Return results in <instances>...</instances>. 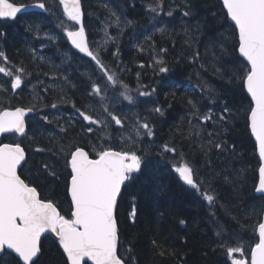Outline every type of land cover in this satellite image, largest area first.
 <instances>
[{
    "label": "trees",
    "instance_id": "trees-1",
    "mask_svg": "<svg viewBox=\"0 0 264 264\" xmlns=\"http://www.w3.org/2000/svg\"><path fill=\"white\" fill-rule=\"evenodd\" d=\"M45 2L52 4L55 12L62 13L58 0ZM149 2L82 0L90 44L93 45V40L102 43L105 33L101 27L107 23L106 28H110L107 34L115 39L106 46L105 64L109 69L110 65L123 69L122 82L130 90L141 89L140 92L148 93L144 96L149 104L147 112L137 111L139 102L130 108L125 106V113L134 111L127 122L122 119L125 128L130 123L147 122L154 133L136 143L137 154L145 157L148 166L133 174L118 203L119 255L125 258L131 255L134 259L130 264H231L226 248L236 247L238 238L246 257L250 258V248L258 242L257 228L264 212V197L255 193L261 161L246 121L251 100L241 82L234 80L229 71L238 56V52L233 51V25L224 15L221 0H165L164 9L158 13L149 11ZM167 11H172L173 15L168 16ZM185 11H190L191 15L184 16ZM112 12L120 16L122 22L132 23H121L117 27L112 23L115 20ZM57 17L56 13H28L9 22V40L5 39V46L10 51V64L25 68L28 85L26 97L13 95L5 102L8 103L5 108L31 107L39 114V107L30 95L31 79L46 67L36 63L39 58L34 52L40 51V31L52 33L56 30ZM29 24H32V31L27 30ZM37 24L38 34L34 27ZM185 27L195 37L191 46L185 42ZM121 29L122 33L118 32ZM220 39L225 41L223 49L214 42ZM65 45L71 50L66 39ZM194 51L199 52V59H193ZM71 52L74 57L90 62V59ZM71 64L74 68V63ZM162 66L167 68L166 73L159 72ZM81 80L83 82V76ZM204 84L214 90L211 96L203 88ZM90 92L86 85H76L72 92L75 110L88 109L83 100ZM189 100L199 101L200 115H193ZM225 106L231 109L232 115L221 123L218 120L221 114L229 116L223 112ZM157 108L159 112L155 111ZM203 114L211 115L212 120H202ZM74 120L73 123L70 120L53 123L50 136L37 133V127L30 122L28 138L5 139V143L20 142L29 157L28 164L20 170L22 178L30 186H37L42 198L56 202L66 217L70 198L66 193L65 155L61 154L60 148L71 144L84 147L86 151H91L93 146L116 151L132 147L126 143L117 144L112 139L107 143L103 141L105 129L99 131L96 128L89 133L87 124L80 117L76 116ZM61 128L66 131L61 132ZM197 130H202L203 138L195 135ZM209 132L215 140L227 145L224 151L208 146ZM165 144L175 147L176 152H163ZM181 158L190 162L199 179L205 181L201 191L214 189L211 194L216 197V203L213 206H209L199 191L179 178L175 166ZM44 165H48L47 171ZM133 207L135 219L129 215ZM221 228L223 234L218 236ZM41 244L39 264H65L66 258L51 236H45ZM162 249L165 255H160ZM0 261L8 264L10 257Z\"/></svg>",
    "mask_w": 264,
    "mask_h": 264
},
{
    "label": "snow or ice",
    "instance_id": "snow-or-ice-1",
    "mask_svg": "<svg viewBox=\"0 0 264 264\" xmlns=\"http://www.w3.org/2000/svg\"><path fill=\"white\" fill-rule=\"evenodd\" d=\"M58 5L63 8V16L68 21L73 22L71 28L65 25L63 19L59 20L57 27L62 28L67 40L71 45L90 58L94 62L93 70L98 73V80L106 77L107 82L113 86L119 85L124 89L121 96L129 103H135L134 98L128 94V85L119 80L118 75L110 71L104 63L99 50H93L85 33L83 23V12L81 0H58ZM42 10L41 14L49 13L55 15L53 5L47 4L45 0L35 5H31ZM29 5L17 0H0V19L15 21L18 14H25ZM165 7V0H150L149 11L158 13ZM225 17L233 22V37L235 46L233 51L238 52L234 66L229 69L234 80L241 82V87L246 89L251 98L246 121L250 126L252 135L258 147L259 157L264 162V0H223ZM168 16H172V11H167ZM184 16H190V11H185ZM115 20L112 23L117 27L124 23L131 24V21H121V17L115 12L111 13ZM46 19V17H45ZM79 26L78 28L76 26ZM108 25H106L107 27ZM32 31V24L27 27ZM39 24L36 25L37 34ZM122 31V29H121ZM161 31H164L161 29ZM6 33L0 32V36ZM49 40L54 36L45 33ZM105 44L115 38L105 33ZM185 42H194L195 37L188 27L184 29ZM224 48L225 41L220 39L214 41ZM99 48V46H98ZM35 51V50H33ZM166 52V49H161ZM115 56L116 53H113ZM199 52H193V59H199ZM43 59V57H41ZM0 62L9 64L7 56L0 51ZM162 64V61H157ZM203 67V65H202ZM217 72L220 69H216ZM26 70L16 66H0V73L11 78V90L21 87L22 75ZM160 73H166L167 68H159ZM92 91L89 96L101 97L100 107L103 110L104 119L94 118L89 112L76 109L78 115L87 123V132H93V125H102V129L115 125L124 128V122L120 115L113 114L109 108L103 106L104 100L108 99V83L103 87L96 81L91 84ZM206 93L211 96L214 92L207 84L203 85ZM156 89H153L155 91ZM141 96L148 93L141 92ZM63 99V97H61ZM188 103L194 109L193 115H200L197 108V101ZM75 108V103H73ZM52 108L57 105L53 103ZM90 111L97 109L89 104ZM33 108L17 107L14 110H0V134L11 133L18 137L28 138L26 131V116L32 112ZM155 111L159 112L157 108ZM224 113L218 117L219 122L231 118V109L226 106ZM204 121L212 120V116L203 114L200 117ZM45 121L48 117H43ZM101 130V129H98ZM66 129L61 128V132ZM129 136L126 143L131 142L132 147L128 150L116 151L111 148L93 146L91 151H86L84 147L71 144L67 148L61 147V154L65 155L64 170L66 173V193L70 197L69 215L61 214L59 205L42 198L37 186H30L26 179H22V172L18 174V169H23L28 164L29 157L26 156L25 148L17 143H0V258L10 257L8 264H39L42 255L41 238L44 233H55L58 237L59 246L66 255L65 264H130L134 258L129 255L125 258L118 254L119 230L117 220L118 200L122 194V187H126V182L132 180L134 173L142 172L146 168L147 162L144 156L138 155L135 145L144 137L154 135L152 127L147 122L136 123L129 129ZM197 137H202V130L195 132ZM208 146L224 151L227 147L225 143L215 140L209 132ZM42 151V149H37ZM163 152L175 153V147L168 144L163 145ZM48 165H44L47 171ZM175 172L179 178L187 185L200 192L201 196L208 201L209 206L216 203V197L211 194L214 189L201 191L205 181L199 179L198 172L181 158L175 166ZM55 175V173H52ZM258 193H264V163L259 167V185L256 188ZM133 219L136 216V209L133 207L129 214ZM184 223L183 220L180 221ZM258 242L250 248V258L237 238L236 247H227V256L231 258V264H264V220L258 223ZM223 234V229L218 230L217 235ZM155 243V242H154ZM227 244V241L224 242ZM130 252V250H129ZM234 253H240V258H235ZM173 254L174 253H170ZM160 255H165L162 249ZM2 264V261H0Z\"/></svg>",
    "mask_w": 264,
    "mask_h": 264
},
{
    "label": "flooded vegetation",
    "instance_id": "flooded-vegetation-1",
    "mask_svg": "<svg viewBox=\"0 0 264 264\" xmlns=\"http://www.w3.org/2000/svg\"><path fill=\"white\" fill-rule=\"evenodd\" d=\"M17 2L18 3L23 2L24 4L29 5V4L38 3L40 1L39 0H17ZM31 13H40V12H31ZM24 16H27V14L20 15L19 17H17L16 20H18L19 18L24 17ZM15 21L0 20V32L6 33V35L0 36V42L4 43L3 45H0V51H3L5 53L9 62H11L10 51H9L8 47L5 46V39L9 40L8 39L9 32H10L9 24L11 22H15ZM59 31L60 30H54L52 33H48V35L54 36L55 39L42 40V46L40 47V53L43 54L44 57H48L50 55H53V56L56 55L57 56L58 52H60L59 54H61L62 57L65 58V56H64V54H65V55H68L69 58H72V53L66 49L65 39L62 38V36L59 34ZM64 58H63V60H64ZM0 66L11 67V64L10 63L5 64L3 62H0ZM81 72H84V76H85V77L83 76V84L86 85V88L90 91H92L91 84L93 81H96L102 87L105 83H108L106 81V77L104 79L98 80V73H97V76H95V75H92V73H90V70H81ZM68 73H69L68 71L48 70L47 69V70H43L42 73L36 74L31 79L32 80L31 83H33V84L30 87V90L32 91L30 93V95H31L32 99H35L36 106L40 107V115H39V119L37 121V125L39 122H41L43 125H47L48 123H50V126L54 127L52 124L59 122V121L63 122L65 120H68V121L70 120L71 123H73L75 121L74 120L75 119L74 108L72 106V103L74 102L75 99H74V95L72 93L71 88L74 87L73 90L76 88V81H75V77H74L73 83H70L71 87L65 88V86L68 87L67 84H69V82H71V80H72V78L67 76ZM80 77L82 78V76H80ZM119 79H120V81H122L121 76H119ZM86 80H88V84H87ZM27 81H28L27 77H25V74H23L21 87L13 91V90H11V78L0 73V110L7 109V108H5V106L8 103H5V102H7L9 99H11V97L13 95H14V97H17V96H22L24 98L26 97L27 85H28ZM65 81H67V82H65ZM108 85L110 87L109 90L112 91L111 88L113 85L111 84V82H109ZM61 88H63V89H61ZM101 96H102V93H101ZM48 97H49V99H48ZM61 97H63V99H61ZM18 99H20V98H18ZM42 100L45 101V103L42 102ZM48 102H49V104H48ZM43 103H44V106H43ZM53 103H55L57 105V107L53 108V109L49 108ZM59 103H62L65 105H61V106L59 105V107H58ZM47 104H48V106H47ZM64 106H66V107L62 110V108ZM46 107H48V108H46ZM51 111H52V115L49 114ZM60 112H62L61 115H60ZM53 113H56L57 116H54ZM45 116L48 117L47 121H45L43 119V117H45ZM80 119H82V117H80ZM84 122L86 124L88 123L86 121H84ZM44 133H47V136H50V135H52L51 134L52 130H46L42 134H44ZM9 137L17 138L18 136L14 135V134L5 135L0 140V143H5V139L9 138ZM120 137L121 136H119L117 133H115V135H113V136L110 135V138L117 143H118Z\"/></svg>",
    "mask_w": 264,
    "mask_h": 264
},
{
    "label": "rangeland",
    "instance_id": "rangeland-1",
    "mask_svg": "<svg viewBox=\"0 0 264 264\" xmlns=\"http://www.w3.org/2000/svg\"><path fill=\"white\" fill-rule=\"evenodd\" d=\"M47 1H50V0H47ZM52 5V4H51ZM53 11L55 12V9L53 8ZM60 19H63L64 22H65V25L69 26L70 27V23L67 21V19H64L65 16H63V14L61 12H55ZM58 24V23H57ZM105 25H107V23H104ZM103 25L101 27V30L102 32L106 33L110 28H106V26ZM34 27H36V25H34ZM56 30H60L59 31V34L62 36V38H65L66 36L64 35V32H63V29L62 28H59V27H56ZM40 38L42 40H47V36H42L41 34H39ZM105 37L106 35H102V38H103V41L102 43L98 42V41H91V43H93V45H91L92 49L95 51V50H99L100 51V55L104 61V54L106 53L107 49H106V46L107 44H109L108 42H110V40L107 42V44H105ZM228 38V37H227ZM99 46V48H98ZM60 52H58L59 54ZM72 53V52H71ZM34 54H36L38 56V58L41 60V57H43V61L44 62H41V63H37V64H44L46 69L48 70H61V71H68L69 73L67 74V76H69L70 78H72L71 82H69V86L65 88H70L71 87V84L70 83H73V78L75 77V81H76V85L77 87H79L80 85H82V87H84V84L81 80V76H84V72H79V70H90V73H92V75H95L97 76V72H95L93 70V65H94V62H89L87 60H81V58L79 57H74L73 53H72V58H69L68 55H65V58L62 57L61 54H57L56 55H50L48 57H44L43 54L40 53L39 50L35 51ZM64 58V60H63ZM48 59V60H47ZM79 62V64H78ZM71 63H74V68H72V64ZM105 63V62H104ZM110 71H113L115 72L118 77L119 76H122L123 74V69L121 67L119 68H115L113 66L110 65ZM85 77V76H84ZM120 80V79H119ZM67 82V81H65ZM82 82V83H81ZM87 84H88V80H86ZM109 83V82H108ZM110 88V87H109ZM63 89V88H61ZM112 91H108L107 93V96H108V99L104 100L103 102V106L104 107H107L109 108L110 111H113V114H117V115H120L122 119L126 120L127 122V119H130L132 116L131 115H134V111L131 109L130 111H126L125 113V106L129 107L134 104L136 105V102H139L140 103V107L137 109L138 112H147L148 111V107H149V104L144 100V96H141L140 95V91L141 89H138L136 91H133V90H130L129 89V92L128 94L131 95L133 98H134V101L135 103H129L127 100H125L123 98V96L120 95L121 92L124 91V89L122 87H120L119 85H116V86H112ZM72 92L75 90H73V88H71ZM64 91V90H63ZM88 94V93H87ZM104 95V93L102 92V96ZM101 95L100 96H89L87 95V99H86V96L83 100V102L86 101V103L89 104H92L96 109L97 111H90L89 108L88 109H85L86 112H89V114L91 115H96L97 114V118L103 120L104 119V114L100 113L102 112V108L100 107V102H101ZM93 97V99H92ZM91 99V100H90ZM145 101V102H143ZM87 105V106H88ZM54 116H57L56 113H53ZM74 114H75V117L78 116L80 117L75 109H74ZM39 117H37V121H38ZM134 122V121H133ZM136 124V123H135ZM115 127H114V126ZM134 125V123H130L129 124V127L128 128H125L126 126H124V128L122 129L120 125H115L114 121L111 123V127H108L106 128L104 131V134L103 135V138L105 142L109 143V140L108 139H111L110 138V135H115V133H117L120 137L118 143L119 144H125L126 143V140H127V137L129 136V131L128 129ZM52 127L50 125H43L41 122L38 123L37 125V133H43L44 131L46 130H52L51 129ZM102 129V125H93V129ZM111 129H115L113 132L111 131ZM127 129V130H126ZM100 131V130H99ZM114 133V134H113ZM106 136V138L104 137ZM117 143V142H116ZM117 143V144H118ZM127 145L126 146H131V142H127L126 143ZM136 146V145H135ZM235 258H240V253H237L235 255Z\"/></svg>",
    "mask_w": 264,
    "mask_h": 264
},
{
    "label": "water",
    "instance_id": "water-1",
    "mask_svg": "<svg viewBox=\"0 0 264 264\" xmlns=\"http://www.w3.org/2000/svg\"><path fill=\"white\" fill-rule=\"evenodd\" d=\"M222 1V4H223V0H221ZM36 3H34V4H29V7H27V10H26V13H30V12H42V10H40V9H37V8H35V7H32L31 5H35ZM61 8H62V6H61ZM81 8H82V12H83V23H84V25H85V12H84V9H83V4H82V1H81ZM62 11H63V8H62ZM226 11V10H225ZM25 13V14H26ZM20 15H23V14H18V17L20 16ZM0 20H6V19H0ZM9 21H11V20H9ZM71 22V21H70ZM229 22L233 25V22H231L230 20H229ZM72 24H73V22H71ZM77 28L79 27L78 25L76 26ZM85 33H86V39H87V41H88V43H89V38H88V35H87V30H86V27H85ZM69 44H70V46H71V48L76 52V53H78L79 55H81V56H83V57H85L84 56V54H82V53H79V51L77 50V49H75L72 45H71V43H70V41H69ZM87 58V57H86ZM88 59H90V58H88ZM245 91H246V89H245ZM246 94H247V92H246ZM248 95V94H247ZM248 97H249V99L251 100V98H250V96L248 95ZM8 110H14V109H8ZM35 113V111L33 110L32 112H29L28 113V115L26 116V131H27V119H28V117H30L31 115H33ZM249 129H250V126H249ZM250 132H251V129H250ZM11 133H5V134H0V140L2 139V137L3 136H5V135H10ZM252 134V133H251ZM253 136V138H254V140H255V136L254 135H252ZM255 142H256V140H255ZM257 144V143H256ZM257 153H258V157H259V152H258V147H257ZM26 156H27V154H26ZM260 158V157H259ZM261 161V160H260ZM261 163H264V162H262L261 161ZM20 172V169H18V174H20L19 173ZM22 178V177H21ZM127 183H128V181L126 182V185H127ZM185 183V182H184ZM186 184V183H185ZM258 185H259V178H258V184H257V187H258ZM256 187V188H257ZM124 188L125 187H122V193H123V191H124ZM39 192V191H38ZM256 194L257 195H261V196H263L264 197V193H258L257 191H256ZM122 195V194H121ZM70 198V197H69ZM121 198V197H120ZM120 198H119V200H120ZM119 200H118V203H119ZM262 220H264V212H263V216H262ZM258 229V228H257ZM118 230H119V228H118ZM257 234H258V230H257ZM45 236H51L56 242H57V244L59 245V242H58V237H56L55 236V233H44V234H42V238H41V242H42V240H43V238L45 237ZM119 241H120V237H119ZM60 247V246H59ZM60 249L62 250V248L60 247ZM62 252H63V250H62ZM118 254H119V244H118ZM64 256H65V258H66V255L64 254ZM1 259V258H0ZM88 264H91V262L89 261L88 262Z\"/></svg>",
    "mask_w": 264,
    "mask_h": 264
},
{
    "label": "bare ground",
    "instance_id": "bare-ground-1",
    "mask_svg": "<svg viewBox=\"0 0 264 264\" xmlns=\"http://www.w3.org/2000/svg\"><path fill=\"white\" fill-rule=\"evenodd\" d=\"M46 1V0H45ZM82 1V0H81ZM222 2V1H221ZM83 4V3H82ZM84 9V8H83ZM44 14H47V13H44ZM229 21V20H228ZM117 29V28H116ZM87 30V29H86ZM123 30V29H122ZM118 32H120V33H122V31H118ZM40 33H41V35H43V36H46L45 35V32H41L40 31ZM48 34V33H47ZM134 34V33H133ZM87 35H88V38H89V33H88V31H87ZM90 39V38H89ZM35 40V39H34ZM44 43V42H43ZM69 52V51H68ZM34 56H37L36 54H34ZM38 57V56H37ZM37 63H41V62H44L42 59L40 60H37L36 61ZM42 65V64H41ZM25 69V68H24ZM43 69V68H42ZM47 70V69H46ZM79 72H81L80 70H79ZM68 85V84H67ZM69 86V85H68ZM74 88V87H73ZM36 96V95H35ZM38 97V96H37ZM54 97V96H53ZM39 98V97H38ZM47 99V98H46ZM48 99H49V97H48ZM40 100V99H39ZM45 100V99H44ZM40 102V101H39ZM42 102H44L45 103V101H43L42 100ZM44 103H43V106H44ZM48 104H49V102H48ZM48 104H47V106H48ZM46 106V105H45ZM59 107V106H58ZM15 108H17V107H15ZM15 108H9V109H15ZM46 108H48V107H46ZM51 109H53L52 107H50ZM64 108V107H63ZM63 108H62V110H63ZM35 111V110H34ZM38 113L39 114H37L36 113V111H35V113L33 114V115H31L30 117H28V119H27V132H28V134L30 133V128H29V123L31 122V123H34L33 124V127H37L36 126V124H37V117H39V115H40V107H39V109H38ZM50 115H52V111L49 113ZM62 114V112H60V115ZM184 182V181H183ZM256 193V192H255ZM257 195V194H256ZM257 196H261V195H257Z\"/></svg>",
    "mask_w": 264,
    "mask_h": 264
}]
</instances>
